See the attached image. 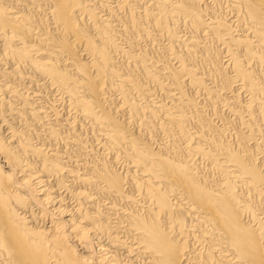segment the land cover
<instances>
[{
  "label": "bare ground",
  "instance_id": "1",
  "mask_svg": "<svg viewBox=\"0 0 264 264\" xmlns=\"http://www.w3.org/2000/svg\"><path fill=\"white\" fill-rule=\"evenodd\" d=\"M150 1H154L150 5L152 7H142V11L138 12L137 7L142 0H117L114 6L105 5V0L104 2L99 0H0V61L6 66H11L10 70L0 72V118H2L0 121L3 127L11 131L7 137H4L6 134L4 136L0 134V161H2L0 165V264H198L195 262L197 257L193 254L195 250L190 247L193 241H199V243L201 241L202 245L204 241L207 244L206 253L202 258L206 264H264V222L262 223V220L260 222L258 215L255 217L258 212L254 213V201L251 200L253 198L259 202L262 199L264 202L263 170L261 171L260 166H257L254 152L246 147L247 135H241L243 133L238 135L240 148L235 149L223 140L222 132H213L214 130L212 131V128L207 125L210 121L206 124L203 117H197V123L194 125H197L198 129L196 128L195 133H191L194 130H190L192 129L188 123L190 115H187V112L192 111L191 113L196 117L195 106L198 103H195L194 98V101L189 98V95H183L182 87L186 83L187 86L192 85L204 91L205 80L203 82L199 79L200 75L196 76L200 64L194 65L195 48L200 42L197 43L196 39H191L192 37L188 39V37L183 45L185 47L182 46L185 48L183 53H179L176 49V43L178 41L182 43L179 37L181 35H177V29L181 24L187 26L194 37H197L200 32L203 33L204 29L213 33L216 39H221V34L223 36L225 33V37L229 40L226 41L228 51L225 50L229 54L222 51L229 55L234 76L229 77L226 74L229 78L224 77L226 79L222 82L223 88L219 86L218 88L224 91H230L232 88L234 91L232 83L239 82L238 88H245L250 93L251 101L244 108H249L253 104L256 106L255 110L258 108L257 111L251 112L249 122L252 127H255L259 121H264V74H261V69L258 71L256 67L264 69V0H212L214 2L212 3L218 7L223 3L228 5L235 18L229 23L219 16L211 18V15L212 21L206 23L205 20L208 18L205 19V17L209 15V10L207 12L204 6H201L200 0ZM114 22L117 24L113 25ZM232 27L238 28L240 33L241 30L246 29V35L234 33L238 36L235 37L233 33L231 34ZM116 30L120 31L118 36L126 41L128 39V44L132 48L135 46V41L151 40L153 36L158 38L155 39L156 42L167 39L169 46L158 49L159 47L155 48L153 45L151 52L143 49L135 53L133 50L120 47V43L117 44ZM225 37L223 36L224 39ZM206 46H203L202 54L197 53V55L204 57L203 61L205 60L215 69L217 56L211 55V50ZM215 48L212 49L217 50ZM164 53L174 56L180 65L178 64L174 69L166 66L163 69L153 67L157 63L160 65L159 62H164ZM117 55L124 61L120 66L115 62ZM246 62L251 65L245 64ZM251 66H255L252 67L253 70L249 68ZM160 70L166 71L162 73ZM213 74L215 76V73ZM161 75L170 78L172 86L174 85V89L179 96L181 95L182 101L186 102H184L186 110L179 111L178 115H174V112L170 113L173 108L167 109L170 111L168 113L163 111L165 121L160 120L161 124L157 127L154 121L156 110L140 105L137 100L150 97V88L146 86L148 84H155L159 90H167L163 86L164 83H161ZM219 77L221 78L220 75ZM35 78L43 80V84L37 85L40 88L44 89L47 86L59 93V98L67 103V106L65 105L67 111L81 120L80 125L69 123L67 129L75 132L79 126L87 131L91 130L92 133L97 132L103 140V148L105 147L111 153L114 151L117 158L119 156L124 159L128 167L125 176L117 174L113 170L114 167H108L105 162L95 167H92L93 164L90 163V167L85 169L88 173L79 174L80 163L77 167H73L74 165L68 162L72 166L68 169L66 162L65 164L61 162V157L55 150L45 152L42 148L32 145V139L35 137L48 143L56 142L62 135L61 132L56 131L57 127L55 129L52 127L56 123L60 125L57 121L60 117L56 112L57 109L52 110L55 118H49L50 115L42 110V103H38L39 98L34 100L19 88V86L23 87L25 80L33 82L32 79L35 80ZM260 78L263 79L262 82ZM167 86L170 87L168 84ZM169 91L167 96L174 94ZM212 92H214L213 88ZM116 94L120 96V101L118 106L113 107L112 97ZM199 95L201 94H198V97ZM224 98L227 99L225 96ZM111 102L112 108L108 106ZM212 102L215 103L214 100ZM154 105L152 106L155 107ZM156 109L162 108L158 106ZM7 113L11 117L16 116L14 118H18V122H21L27 130L12 131L13 120L6 117ZM116 113L126 115L128 120L138 123L139 127H143L142 131L145 134H153V131L158 129V133L166 134L170 137L169 140L173 139L170 147L169 142L166 145L168 148L164 145L167 152L154 151L146 135L141 132V134L132 133L126 122L120 121ZM202 113H204L203 110ZM37 126L44 128L46 132V134L43 133L44 136L35 132L34 128H38ZM73 138L74 141L71 140V142L81 146L80 135L75 134ZM65 139L68 140L66 137ZM189 139H195L193 147L181 153V141L188 142ZM63 142L65 146V141ZM105 152L102 153L105 154ZM192 152L210 160L213 163L211 171L213 169L223 179L208 181L209 178L206 179L205 175L200 174L193 166L195 165L193 160L197 159H191ZM66 180L81 185L82 190L77 189L78 192L74 190V193L72 191L70 193L71 186L66 185L68 182ZM127 184L141 197L140 201L133 200L127 194L124 188ZM96 187H100L102 191L100 196L106 194L112 201L110 205L107 204L109 207L107 206L106 213L104 211V216L102 211L105 210L103 206L106 204L100 203L104 208L102 211L97 209L95 196L93 198L90 193H86L87 188ZM68 195L76 200L72 202V205L68 202L72 199L68 198ZM122 201L126 202L127 207L138 204L142 209L136 211L133 209L129 212L123 209L125 213L118 214L115 210L116 202ZM181 201L188 207L184 208L183 205L181 206L183 208H180ZM33 206L37 207V211L33 209ZM139 211L144 212L139 213ZM244 214L250 215L254 221L258 217L256 219L258 226L253 228L254 221L247 222ZM46 221L49 225L44 226ZM187 222L192 224L193 229H190V224L189 228H185ZM67 226L66 232H60ZM61 237H68V240L63 241ZM217 246L219 248H216ZM189 247L191 249L187 250ZM120 250L132 255L123 262L124 260L120 258L121 253L118 255ZM214 251L218 252V255H214ZM124 257H127V254Z\"/></svg>",
  "mask_w": 264,
  "mask_h": 264
},
{
  "label": "rangeland",
  "instance_id": "2",
  "mask_svg": "<svg viewBox=\"0 0 264 264\" xmlns=\"http://www.w3.org/2000/svg\"><path fill=\"white\" fill-rule=\"evenodd\" d=\"M100 2H104V0H99ZM109 1H112L111 3H109ZM116 1V2H115ZM119 1V0H118ZM202 3V5L201 6H204L203 8H205L206 10H207V12H208V10H209V12H208V14L209 15H207L206 17H205V19L206 18H208V19H206L205 20V22L206 23H209V22H211L212 20H211V18H216V17H220V18H224L225 19V21L227 22V23H229L230 21H232L233 19H235L234 18V15H233V13L232 12H230L231 10H230V8L228 7V5H226L225 3H223L221 6H216L215 4H213L214 2L211 0L210 2H209V0H200ZM151 2V3H150ZM154 1H150V0H142V5L140 4V6H138L137 7V11L139 12V10H140V12L142 11V9L144 8V7H147V8H149V7H152V6H150L152 3H153ZM171 2H174V0L172 1L171 0ZM213 2V3H212ZM105 5H111V6H114L116 3H117V0H105ZM144 3V4H143ZM225 4V5H224ZM224 5V6H223ZM207 8H206V7ZM213 6V7H212ZM143 7V8H142ZM223 7H224V10H225V13H224V10H223ZM219 10H218V9ZM212 9V10H211ZM214 9V10H213ZM227 9H229V10H227ZM218 10V11H217ZM211 11V12H210ZM212 11H214V12H212ZM223 11V12H222ZM227 11V12H226ZM229 11V12H228ZM222 12V13H221ZM216 13H217V15H216ZM230 13V14H229ZM101 14H103L102 12H101ZM212 17H211V16ZM225 15V16H224ZM224 16V17H223ZM230 16V17H229ZM211 17V18H210ZM232 19V20H231ZM209 21V22H208ZM117 23H113V25H116ZM235 25V24H234ZM185 27V28H184ZM181 28L183 29V30H181ZM232 30V32H231V34L233 33H236V35H243V34H245L246 35V29H243V30H241V33H240V30H238V28H236V27H232L231 28ZM184 30H187V31H184ZM234 30V31H233ZM237 30V31H236ZM205 31V32H204ZM204 31H203V33L202 32H200V34L197 36V37H194L193 36V34H191L192 32L190 31V30H188V28H187V26H184V25H180L179 27H178V29H177V35L179 36V35H181V36H179L180 37V39L182 40V43H180L179 41L176 43L177 44V51L179 52V53H183V51H184V49L185 48H183V47H185V46H183L184 45V43H186V41H187V38L188 39H190V37H192L191 39H193L194 38V40L196 39L197 40V43L198 42H200V43H198V46L195 48L196 49V56L195 57H197V58H195L194 57V65H199L200 64V66L198 67V69H199V71H197L196 72V76H198L199 77V75L201 76V77H199V79H201L203 82H204V80H205V82L203 83L204 85H203V87H204V91H203V89H197V88H194L192 85L191 86H187L186 85V83L185 84H183V87H182V91H183V95H189L188 97L189 98H191L193 101H194V99H195V103H198V104H196V106H198V107H196L195 106V115H196V117L192 114L193 112L192 111H189V112H187V115L189 114L190 115V117L188 118V123H189V127L190 128H192V129H190L191 131L192 130H194V131H190L191 133H195L196 131H197V125L195 126L194 124H196L197 123V117L198 118H200V117H203L204 119H205V121H206V124H207V122L208 121H210V122H208L209 124H207V125H209L211 128H212V131L213 132H222L223 134V136L222 137H224L223 138V140L225 141V142H227V143H229V144H231L232 146H234V148L235 149H238V148H240V139L238 138V135H240L241 133H243V134H241V135H243V136H246L247 135V139H246V141H245V144H246V147L248 148V149H250V150H252L254 153V159H256V161H257V166L259 165L260 166V169H261V171H262V173L264 174V158H263V156H264V137H263V135H264V121H259L258 122V124L255 126V127H252V125L249 123L250 122V117H251V112H255V111H257V109L258 108H256V110H255V105L253 104V106H251V107H249V108H244V106L245 105H249V103H250V101H251V95H250V93H248L247 92V90L244 88H241V87H239L238 88V86L240 85V83L238 82V83H232V86L234 87L233 88V90L234 91H232V88H231V90L229 91V90H227V91H224V90H222V89H219V88H223V80L224 79H226V78H229L230 77V75H231V77L232 76H234V75H232V74H234V71H233V69L231 68V66H232V64H231V61H229L230 60V58H229V55H227V54H229L227 51H228V48H227V42L229 41L225 36H226V34L225 33H223V36L225 37V39L223 38V36H222V34H221V36H220V38L221 39H216L215 37H214V35H213V33H211V32H208V30H206V29H204ZM190 32V33H189ZM117 33V34H116ZM182 33V34H181ZM204 33H206V34H204ZM210 33V34H209ZM115 36H116V39H117V44L119 45V43H120V47H122V48H124V49H129V50H133L135 53H137L138 52V50H145V51H148V52H151L152 50V46L153 45H155V46H153V47H155V48H158V49H160V48H164V47H168L169 46V41L167 40V39H161L159 42H156L155 41V39H158L157 37H155V36H153L154 38H152L151 40H142V39H139L138 40V42L137 41H135V42H137V43H135L134 42V44H135V46L132 48V47H130L129 46V44H128V39H127V41L125 40V39H123V37H121V36H118L119 34H120V31H115ZM225 34V35H224ZM183 35V36H182ZM188 35V36H187ZM235 34H234V36L235 37H238V36H236ZM187 36V37H186ZM202 36V37H201ZM206 36V37H205ZM184 38V40L182 39V38ZM212 37H214L216 40H218V41H216V40H214V38H211ZM202 39H203V41H202ZM205 39V40H204ZM223 39V40H222ZM140 40H141V42H140ZM208 41V43H207V41ZM210 40V41H209ZM211 40H213V41H211ZM220 40H222V42L220 41ZM145 41V42H144ZM150 41V42H149ZM204 41H206V43L204 42ZM215 41V42H214ZM224 41V42H223ZM227 41V42H226ZM123 42H125V43H123ZM140 42V43H139ZM154 42H156V43H154ZM210 42V43H209ZM217 42V43H216ZM167 45H166V44ZM220 43V44H219ZM222 43V44H221ZM122 44V45H121ZM126 44V45H125ZM140 44V45H139ZM143 44V46H141ZM180 44V45H179ZM204 44V45H203ZM212 44V45H211ZM160 45V46H159ZM206 45H208V46H206ZM124 46V47H123ZM136 46H138V47H136ZM140 46V47H139ZM157 46V47H156ZM183 46V47H182ZM202 46V47H201ZM206 46V47H208L210 50H211V55H213V56H217V61H216V68L214 69V68H212V67H210V65H208L207 64V62L204 60L203 61V59H204V57H202L201 55L199 56V55H197V53L199 54H202V52H203V48ZM128 47H130V48H128ZM142 47V48H141ZM144 47V48H143ZM146 47V48H145ZM180 49H179V48ZM201 47V48H200ZM216 47V48H215ZM141 48V49H140ZM212 48H215V49H217V50H214V49H212ZM221 49V50H219V49ZM227 51H226V50ZM182 50V51H181ZM198 50V51H197ZM222 50H224V51H222ZM161 51V50H160ZM181 51V52H180ZM213 51V52H212ZM220 53H219V52ZM222 53H223V55H222ZM165 54V53H164ZM217 54V55H216ZM225 55V56H224ZM165 57L163 58L164 59V62L162 63V62H159L160 63V65L157 63V64H155V65H153V67H155V68H157V69H163V67L164 66H166V67H169V68H177V66H178V60L176 61L175 60V57L174 56H169V55H167V54H165L164 55ZM219 56V57H218ZM227 56V57H226ZM169 57H171V58H169ZM225 57V58H224ZM118 59V60H117ZM173 59V60H172ZM218 59H219V61H218ZM222 59V60H221ZM117 60V61H116ZM121 60V61H120ZM123 59H122V57H120L119 55H117L116 56V58H115V62H116V64L117 65H119L120 66V64L122 65L123 63H124V61H122ZM223 60H225V61H223ZM168 61V62H167ZM171 63H170V62ZM175 61V62H174ZM204 62V63H201V62ZM223 61V62H222ZM173 62V63H172ZM228 62V63H227ZM230 62V63H229ZM177 63V64H176ZM162 64V65H161ZM222 64V65H221ZM227 64V65H226ZM245 64H247V62L245 63ZM253 64V63H252ZM151 65V64H150ZM174 65V66H173ZM180 65V64H179ZM206 65V66H205ZM220 65H221V67H220ZM226 65V67H224ZM247 65H251V64H247ZM0 72H2V70H10V68H11V66H6L5 65V63H2L1 61H0ZM162 66V67H161ZM172 66V67H171ZM202 66H204V67H202ZM229 66V67H228ZM159 67V68H158ZM252 67H255V66H251V67H249L251 70H253V68ZM259 70L258 71H260V69H261V74H264V69H262V68H259L258 66H256ZM2 68H4V69H2ZM6 68V69H5ZM197 69V70H198ZM201 69V70H200ZM209 69V70H208ZM219 69L221 70V71H219ZM249 69V70H250ZM204 70H207V71H204ZM216 70H218V71H216ZM229 70V71H228ZM160 71H162V73H164L165 71L164 70H160ZM204 72V73H201V72ZM228 73H227V72ZM207 72V74H205ZM226 72V73H225ZM211 73V74H210ZM212 73H215V76H214V74L212 75ZM221 73V74H220ZM229 76V77H227V75ZM29 75V74H28ZM27 75V76H28ZM204 75V76H203ZM217 75V76H216ZM219 75L221 76V78H223L222 80H221V78L219 77ZM226 75V76H225ZM208 76H210V77H208ZM264 76V75H263ZM161 78H160V80H161V83H164V88H166L167 90H159V88L155 85V84H148V85H146V86H149V88H150V97H148L147 99H138L137 100V102L138 103H140V105H142V106H144V107H148V109L149 108H151V109H155L156 110V115H155V118H154V121H155V124L157 125V127H159V125L161 124L159 121L161 120V122H163V121H165L164 119H165V113H168V112H170L171 114L173 113L174 115H178L179 114V111H181V110H186V108H185V101L183 100L182 101V98H181V95L179 96V93L174 89V85L172 86V81L171 80H169L170 78H167L166 76H163V75H161L160 76ZM163 77V78H162ZM166 77V78H165ZM204 77V78H203ZM216 77V78H215ZM224 77H226V78H224ZM209 78V79H208ZM38 79H40V78H35V80L34 79H32V81L33 82H31L30 80H25L24 81V83H23V87L22 86H19V88H21V90L24 92V93H28V96L29 97H31V98H33L34 100L35 99H37V98H39V100H38V103H42V107H43V111H46L47 112V114L48 115H50V117L49 118H55L53 115V111L52 110H54V111H56V109H57V111L56 112H58V117H59V120H57L58 122H60V125H59V123H56V125H54V126H52L53 127V129H55L56 127V131H58V132H61L60 134H62V135H60L61 136V138L59 139V140H57L56 142L55 141H52V142H48V143H44L40 138L38 139L37 137H35L34 139H32V145L34 144V146H36V147H39V148H42L45 152H46V150H48V151H51V149L52 150H55L56 152H58V154L60 155V157H61V162L63 161L64 162V164H65V162H66V166H67V168L69 169V168H72V166L73 167H77L79 164L78 163H80V166H78V171H79V174H87L88 173V171H86L85 169H87L88 167H90V165L91 164H93V165H91L92 167H95V166H98V164H101L102 162H105L106 164H107V166L109 167H111V168H113V170L117 173V174H119L120 176H125L126 174H127V172L126 171H128V167H127V165H126V163L124 162V159H122L121 157H119L118 156V158H119V160H118V158H117V155L114 153V151H113V153H111L110 151H108V150H106V148L104 147L103 148V140H102V138L100 137V135L99 134H97V132H94V133H92V131L91 130H89L88 129V131H87V129H85V128H83V127H80L79 128V126H77L78 127V130H76L75 132H72L70 129L68 130L67 128L69 127L68 126V124L69 123H71L72 122V124L74 125H80V123H81V120L79 119V118H77V116L76 115H74V114H72L71 112H69V111H67L68 109H67V103H64L65 101H63L61 98H59L60 96H59V93H57L56 91H54L53 89L51 90V89H49L47 86L44 88V89H42V88H40L39 86H37V85H40V84H43L44 82H43V80H38ZM211 79V80H210ZM214 79V80H213ZM261 79V78H260ZM264 79V78H263ZM263 79H261L260 81L262 82L263 81ZM37 80V81H36ZM218 80V81H217ZM221 80V81H220ZM168 81V82H167ZM214 81H216V83L214 82ZM214 82V83H213ZM33 83V84H32ZM166 83V84H165ZM171 83V84H170ZM209 85H207V84ZM211 83V84H210ZM26 84H28V85H26ZM167 84L168 85H170V87L169 86H167ZM235 84V85H234ZM239 84V85H238ZM33 85V86H32ZM151 85V86H150ZM26 86H28V88L26 87ZM207 86V87H206ZM215 86H217V87H215ZM218 86H219V88H218ZM237 86V87H236ZM34 87V88H33ZM154 87V88H153ZM158 89H156V88ZM168 87V88H167ZM27 88V89H26ZM40 88V89H39ZM188 88V89H187ZM194 88V89H193ZM207 88V89H206ZM209 88V89H208ZM212 88H213V91L214 92H212ZM217 89L219 92H220V90L223 92H217L215 89ZM237 88V89H236ZM241 88V89H240ZM30 89V90H29ZM36 89V90H35ZM46 89V90H45ZM49 89V90H48ZM186 89V90H185ZM242 92H240L239 90ZM152 90V91H151ZM154 90V91H153ZM156 90V91H155ZM170 90V91H169ZM175 90V91H174ZM211 90V91H210ZM236 90V91H235ZM243 90V91H242ZM30 91H32V92H30ZM49 91V92H48ZM159 91V92H158ZM165 91H167L166 93H165ZM168 91L170 92V93H174V94H171V96H167V93H168ZM186 91V92H185ZM194 93H193V92ZM203 93H202V92ZM41 92V93H40ZM55 92V93H54ZM200 92V93H199ZM216 92V93H215ZM227 92V93H226ZM228 92H229V94H228ZM238 94H237V93ZM33 93V94H32ZM36 93V95L34 96V94ZM39 93V94H38ZM52 93H54V94H52ZM153 93V94H152ZM159 93H162V94H159ZM176 93V94H175ZM177 93H178V95H177ZM186 93V94H185ZM208 93H210V94H208ZM45 94V95H44ZM47 94V95H46ZM58 94V95H57ZM192 94V95H191ZM198 94H201V95H199V97H198ZM218 94H220L219 96H218ZM223 94V95H222ZM231 94V95H230ZM234 94V95H233ZM243 94V95H242ZM40 95V96H39ZM173 95H175V96H173ZM176 95H177V97H176ZM211 99V101H210V99L207 97V96ZM230 95V96H229ZM241 95V96H240ZM244 95H246V97L244 96ZM38 96V97H37ZM46 98H45V97ZM48 96V97H47ZM57 96V97H56ZM116 96V97H115ZM114 97H112L113 99H112V102H113V104H112V102H111V104H108V106L109 107H111L112 108V105H113V107H115L116 105L118 106L119 105V101H120V96L119 95H115ZM164 96H165V98H164ZM173 96V97H172ZM193 96V97H192ZM204 96V97H203ZM207 97V99H206V97ZM224 96L227 98V99H225L224 98ZM229 96V97H228ZM234 96V97H233ZM238 96V97H237ZM153 97V98H152ZM161 97H163V98H161ZM168 97V98H167ZM232 99H231V98ZM249 97V98H248ZM44 98L46 99V100H44ZM57 98V99H56ZM155 98V99H154ZM172 98H174V99H172ZM179 98H180V100H179ZM194 98V99H193ZM205 98V99H204ZM213 98V99H212ZM216 100H215V99ZM224 98V99H223ZM241 98V99H240ZM148 99L150 100V99H152V100H150V101H148ZM154 99V100H153ZM168 99H170V100H168ZM222 99V100H221ZM36 100V101H37ZM48 100H49V102H48ZM54 100V101H53ZM141 100L144 102H141ZM166 100V101H165ZM175 100V101H174ZM199 100V101H198ZM203 100H205V101H203ZM212 100H214V102L215 103H213L212 102ZM218 100H220V101H218ZM225 100V101H224ZM231 102H230V101ZM237 103V104H240V105H237L234 101ZM245 100V101H244ZM248 100V101H247ZM46 101V102H45ZM59 101V102H58ZM149 103H148V102ZM152 101H154V102H152ZM158 101V102H157ZM203 101V102H202ZM225 103H224V102ZM233 101V102H232ZM60 102H63V103H60ZM116 102H117V104H116ZM147 102V103H146ZM158 104H157V103ZM163 102V103H162ZM166 102V103H165ZM173 102V103H172ZM185 102V103H184ZM200 102V103H199ZM220 103L219 105L217 104V103ZM222 102V103H221ZM229 102V103H228ZM239 102V103H238ZM48 103V104H47ZM151 103V104H150ZM178 103V104H177ZM182 103V104H181ZM208 105H207V104ZM46 104V105H45ZM54 105V106H52V105ZM145 104V105H144ZM153 104H155L154 106L155 107H153L152 105ZM156 104H157V106H156ZM162 104H164V105H162ZM176 104V105H175ZM215 104V105H214ZM233 104V105H232ZM56 105V106H55ZM66 105V106H65ZM150 105V106H149ZM167 105V106H166ZM182 105V106H181ZM206 105V106H205ZM214 107H213V106ZM223 106V107H220V106ZM228 105V106H227ZM52 106V107H51ZM64 107V108H62V107ZM158 106H160V108H162V109H156V107H158ZM174 106V107H173ZM177 106L180 108H177ZM203 106V107H202ZM231 108H230V107ZM233 106V107H232ZM234 106H235V109H233L234 108ZM45 107V108H44ZM48 107V108H47ZM49 107H51V108H49ZM57 107V108H56ZM182 107V108H181ZM203 108V109H201V108ZM208 107V108H207ZM216 107V108H215ZM226 107V109H224ZM253 107H254V109H253ZM166 108V109H165ZM170 108H173V109H171L170 110ZM199 108V109H198ZM215 108V109H214ZM231 110H230V109ZM62 109V110H61ZM164 109V110H163ZM167 109H169L168 111H167ZM176 109H179V110H176ZM215 111H214V110ZM246 109H248L249 111H247ZM65 110V111H64ZM157 110H159V112L157 111ZM173 110V111H172ZM184 110V111H185ZM200 110V111H199ZM202 110H203V112L204 113H202ZM219 110H220V112H219ZM225 110V111H224ZM227 110V111H226ZM233 110V111H232ZM242 112H241V111ZM253 110V111H252ZM51 111V112H50ZM59 111H61V112H59ZM161 111V112H160ZM165 113H164V112ZM177 111V112H176ZM208 111V112H207ZM247 111V112H246ZM64 112V113H63ZM69 112V113H68ZM176 112V113H175ZM192 112V113H191ZM214 112V113H213ZM217 112V113H216ZM232 112V114H230V113ZM244 112V113H243ZM61 113V115H59ZM63 113V114H62ZM66 113V114H65ZM191 113V114H190ZM222 113H224L223 115H222ZM202 114V115H201ZM207 114V115H206ZM219 114V115H218ZM236 114V115H235ZM238 114H240V115H238ZM70 115V116H69ZM119 119H120V121H122V122H124L125 124H127V126H128V128H129V130L132 132V133H134V134H137V133H143V134H145L142 130H143V127H139L140 125L138 124V123H134L133 122V120H128L129 118H127L126 117V115L124 116V115H122V114H118V113H116L115 114ZM119 115V116H118ZM161 115V116H160ZM206 115V116H205ZM231 115V116H230ZM53 116V117H52ZM65 116V117H64ZM164 116V117H163ZM193 117V119H192V117ZM212 116H213V118H212ZM234 116V117H233ZM237 116V117H236ZM6 117L9 119V120H13L12 121V128H14V129H11L12 131L13 130H16V131H26L27 130V128L21 123V122H18L19 120H18V118L16 119V118H14V117H16V116H13V117H11V116H9V114L7 113L6 114ZM11 117V118H10ZM63 117V118H62ZM77 119H76V118ZM124 117V118H123ZM162 117V118H161ZM207 117V118H206ZM217 117H218V119H217ZM225 119H224V118ZM244 119H243V118ZM13 118V119H12ZM65 118V119H64ZM72 118V119H71ZM160 118V119H159ZM164 118V119H163ZM222 118V119H221ZM229 118V119H228ZM234 118V119H233ZM14 119H15V121H14ZM69 119V120H68ZM122 119V120H121ZM209 119V120H208ZM227 119V120H226ZM239 119H241V120H239ZM0 120L2 121V118H0ZM66 120V121H65ZM71 120V121H70ZM78 120H79V122H78ZM129 122H128V121ZM193 120V121H192ZM219 120V121H218ZM221 120V121H220ZM233 122H232V121ZM244 120V121H243ZM249 120V121H248ZM0 121V126H2V122ZM74 121H76V122H74ZM157 121V122H156ZM232 123H231V122ZM236 121H238L237 123H236ZM13 122H14V124H13ZM63 122V123H62ZM68 122V123H67ZM74 122V123H73ZM247 122H248V124H247ZM65 123H67L66 125H65ZM131 123H132V125H131ZM216 123V124H215ZM220 123V124H219ZM231 123V124H230ZM244 123V124H243ZM263 123V124H262ZM63 124V126H61ZM134 124V125H133ZM159 124V125H158ZM225 124V125H224ZM228 124V125H227ZM233 124V125H232ZM15 125V126H14ZM18 125V126H17ZM24 127H23V126ZM250 125V126H249ZM262 125V126H261ZM14 126V127H13ZM17 126V127H16ZM21 126V127H20ZM59 126H60V129H59ZM137 126V127H136ZM215 126V127H214ZM225 126H227V127H225ZM243 126V127H242ZM38 128H34V130H35V132L37 133V134H40L41 133V135L42 136H44V134L43 133H45L46 134V132H45V130H44V128H41V126H37ZM65 127V129H63V128ZM136 127V128H135ZM219 127V128H218ZM235 127V128H234ZM239 127V128H238ZM251 127V128H250ZM197 128V129H196ZM222 128V129H221ZM224 128V129H223ZM230 128V129H229ZM233 128V129H232ZM243 128V129H242ZM253 128V129H252ZM260 128V129H259ZM22 129V130H21ZM36 129H38V130H36ZM59 129V130H58ZM137 129V130H136ZM139 129V130H138ZM241 129V130H240ZM81 130V131H80ZM225 130V131H224ZM229 130V131H228ZM235 130V131H234ZM237 130V131H236ZM251 130H252V132H251ZM253 130H254V132H253ZM260 130V131H259ZM7 131V132H6ZM41 131V132H40ZM63 131H65V132H63ZM242 131V132H241ZM250 131V132H249ZM0 134H1V136H4V134H6L4 137H7L10 133L9 132H11V131H9L7 128H5V127H0ZM3 132V133H2ZM6 132V133H5ZM71 132V133H70ZM79 132H82V133H79ZM85 132H87V133H85ZM136 132V133H135ZM215 132V133H216ZM227 132V133H226ZM238 134H237V133ZM258 132V133H257ZM66 133V134H65ZM68 133V134H67ZM140 133V134H141ZM155 133V134H154ZM159 135H157V134ZM225 133V134H224ZM251 133V134H250ZM263 133V134H262ZM3 134V135H2ZM75 134H79L80 135V138H81V142H80V144H81V146L78 144V146L76 145V143H72L71 142V140L72 141H74V138H73V136L75 135ZM82 134V135H81ZM95 135V137H94V135ZM154 134V135H153ZM153 134L152 133H150V134H145L146 135V138L149 140V142H150V145H151V147H152V149H154V151H158V152H161V153H165V152H167V149L165 148V147H167L168 148V146L170 147L171 146V144L170 143H172L173 141V139H171V140H169L170 139V137L169 136H167L166 134H163L162 135V133H158V129L157 130H154L153 131ZM232 136H231V135ZM253 134V135H252ZM257 134V135H256ZM259 134H261V135H259ZM64 135H66V136H64ZM68 135V136H67ZM70 135V136H69ZM88 135V136H87ZM89 135H90V137H89ZM158 137H157V136ZM249 135H250V137H249ZM152 138H151V137ZM196 136V135H195ZM65 137L68 139V140H66L65 139ZM69 137V138H68ZM164 137H165V139H164ZM230 137V138H229ZM231 137H234V138H232L231 139ZM258 139H257V138ZM63 138H64V140H63ZM92 138V139H91ZM150 138V139H149ZM159 138H161L162 140H160ZM167 138V139H166ZM228 138V139H227ZM256 138V139H255ZM263 138V139H262ZM70 139V140H69ZM85 139H86V141H85ZM94 139V140H93ZM99 139V140H98ZM159 141H158V140ZM231 139V140H230ZM250 139V140H249ZM260 139V140H259ZM35 142H34V141ZM97 140V141H96ZM156 140V141H155ZM191 139H189V141L187 142V141H181V148H182V150H181V153H183L185 150H187V148H192L193 147V145H194V142H195V139L194 140H191ZM230 142H229V141ZM235 140V141H234ZM249 140V141H248ZM40 143H39V142ZM63 141H65V146H64V142ZM68 141V142H67ZM162 141H164V143L162 142ZM171 141V142H170ZM251 141V142H250ZM257 141V142H256ZM55 142V143H54ZM84 142H85V144H84ZM90 142V143H89ZM98 142V143H97ZM152 142H154V143H152ZM158 142H160V144L158 143ZM168 142H169V144H168ZM191 142V143H190ZM249 142V143H248ZM46 145H44V144ZM54 143V144H53ZM86 143L88 144V145H86ZM96 143H97V145H96ZM162 143V144H161ZM184 143V144H183ZM235 143V144H234ZM248 143V144H247ZM253 143H255V145H253ZM37 144V145H36ZM49 144V145H48ZM63 146H62V145ZM67 144H70V145H67ZM93 144H95V145H92ZM101 144V145H100ZM168 144V146H166ZM185 144H190V145H185ZM250 144V145H249ZM261 144V145H260ZM54 145V146H53ZM85 145H86V147H85ZM161 145H162V147H161ZM164 145H165V147H164ZM182 145H183V147H182ZM236 145H237V147H236ZM239 145V146H238ZM256 145H258V146H256ZM43 146V147H42ZM57 146H58V148H57ZM77 146V147H76ZM83 146V147H82ZM99 146V147H98ZM187 146V147H186ZM263 146V147H262ZM47 147H50V149H47ZM53 147V148H52ZM71 147H73V148H71ZM87 147H88V149H87ZM153 147H155V148H153ZM159 147V148H158ZM165 149H164V148ZM184 147H186V148H184ZM261 147V148H260ZM44 148H46V149H44ZM60 148V149H59ZM62 148V149H61ZM77 150H76V149ZM83 148V149H82ZM91 148V149H90ZM103 148V149H102ZM254 148V149H253ZM258 148V149H257ZM58 151H57V150ZM82 149V151H80ZM84 149L86 150H88V152H87V150L86 151H84ZM64 150V151H63ZM67 150V151H66ZM71 150V151H70ZM79 150V151H78ZM96 150V151H95ZM160 150V151H159ZM184 150V151H183ZM260 150H261V152H260ZM70 151V152H69ZM95 151V152H94ZM105 151H107V152H105ZM66 152V153H65ZM74 152V153H73ZM77 154H76V153ZM80 154H79V153ZM92 152V153H91ZM94 152V153H93ZM102 152H105V154L104 153H102ZM110 152V153H109ZM71 153H73V154H71ZM85 153V154H84ZM107 154H108V157H107ZM110 154V155H109ZM113 154V155H112ZM191 154H193V155H191L192 157H191V159L193 160V159H197L196 161L195 160H193V164H195V165H193V166H195L197 169H198V171H199V173L200 174H203V175H205L204 177L206 178V179H208V181H210V180H218V179H223V177H221L217 172H214L213 171V169H212V171H211V168H213V163L210 161V160H207V159H205V158H203L202 156L200 157V155H198L197 153H195V152H192ZM64 155V156H63ZM67 155H70V157L68 156L67 157ZM73 155V156H72ZM75 155V156H74ZM79 155H80V157H79ZM81 155H83V156H81ZM85 155V156H84ZM97 155V156H96ZM196 157H195V156ZM65 156L67 157V158H65ZM72 156V157H71ZM90 156V157H89ZM99 156H101V157H99ZM104 156H106V157H104ZM116 156V157H115ZM198 156V157H197ZM258 156V157H257ZM260 156V157H259ZM65 159H64V158ZM79 157V158H78ZM102 157H104V158H102ZM257 157V158H256ZM82 158V159H81ZM85 158V159H84ZM88 158V159H87ZM109 159V160H107V159ZM112 158H114V159H112ZM116 158V159H115ZM201 158H203V159H201ZM263 158V159H262ZM71 160V162H70V160ZM73 159V160H72ZM79 159V160H78ZM93 159V160H92ZM95 159V160H94ZM97 159H99V160H97ZM101 159V160H100ZM103 159H105V160H103ZM260 159V160H259ZM64 160H68V161H64ZM78 162H77V161ZM83 160V161H82ZM113 161V162H111V161ZM263 160V161H262ZM89 161H91V162H89ZM109 161V162H108ZM197 161H198V163H197ZM207 161V162H206ZM71 163V165L69 164V163ZM75 164H74V163ZM117 162V163H116ZM119 162V163H118ZM210 162H211V164H210ZM262 162V163H261ZM91 163V164H90ZM97 163V164H96ZM197 163V164H196ZM202 163V164H201ZM205 163V164H204ZM81 164H83V166L81 165ZM116 166H115V165ZM122 165L121 167H120V165ZM0 165H2V161H0ZM87 165V166H86ZM117 166H118V168H117ZM79 167H81V168H79ZM84 167V168H83ZM91 167V168H92ZM126 167H127V169H126ZM204 167H207V168H204ZM210 169H209V168ZM261 167H263V168H261ZM90 168V169H91ZM120 168V169H119ZM199 168H201V169H199ZM206 169V170H205ZM83 170H85V171H83ZM117 170V171H116ZM125 170V171H124ZM209 170V171H208ZM77 171V172H78ZM91 171V170H90ZM122 171V172H121ZM206 171H208V172H206ZM80 172H82V173H80ZM121 172V173H120ZM124 172V173H123ZM126 172V173H125ZM203 172V173H202ZM206 172V173H205ZM91 173V172H90ZM205 173V174H204ZM207 174V175H206ZM202 175V176H203ZM215 176V177H214ZM220 177V178H219ZM210 178H212V179H210ZM68 181V182H67ZM66 185L69 187V186H71V187H69V191H70V193H71V191L74 193V190L75 191H77V189L79 190V191H81L82 189L80 188V186L81 185H77V183L76 182H73L72 181V183H71V180H66ZM71 183V184H70ZM73 183H74V185H73ZM73 185V186H72ZM129 185L127 184L126 185V187L124 186V188L126 189V191H127V194L133 199V200H137V201H140V199H141V197H139V195L137 194V192L134 190V189H132L131 187H128ZM76 187H78V188H76ZM100 187H102V185L100 186ZM100 187H96V188H94V189H89V188H87V191H86V193H90L91 195H92V197L94 198V196H95V198H96V200H95V202L97 203V204H95V206H97L98 205V207H97V209H99V210H103L104 208H105V210H103L102 212H103V216H104V211H105V213H106V211H107V206L108 205H110L111 204V200H109V196H107L106 194L105 195H103V194H101V196H100V193H102V191H101V189H100ZM73 188V189H72ZM80 188V189H79ZM99 188V189H98ZM130 189V190H129ZM94 190H95V192H94ZM131 190H133V191H131ZM129 191V192H128ZM78 192V191H77ZM94 192V193H93ZM130 193V194H129ZM134 193V194H133ZM136 194V195H135ZM98 195V197H96ZM99 196H100V200L98 199L99 198ZM103 196V197H102ZM102 197V198H101ZM139 197V198H138ZM245 197H247V196H245ZM252 197V196H251ZM68 198H72L71 199V201L69 200H67L71 205H72V202L73 201H76L75 200V198H73L72 196H70V195H68ZM105 198V199H104ZM107 198H108V200H107ZM248 198H250V195L248 194ZM98 199V200H97ZM103 200V201H102ZM109 201V202H107V201ZM178 199H176V201H177ZM251 200H252V202L254 203L253 204V207H254V213H256V212H258L257 214H255V217L258 215V219L260 220V222H261V220H262V223L264 222V202L262 201V199L259 201V202H256L253 198H251ZM99 201V202H98ZM111 201V202H110ZM174 201V200H173ZM105 202V203H104ZM107 202V203H106ZM106 204V205H101V204ZM110 203V204H109ZM121 203V204H120ZM183 201H181V205H180V208H187L188 206L185 204V203H183ZM256 203V204H255ZM263 203V204H262ZM108 204V205H107ZM119 204V205H118ZM124 204V205H123ZM262 204V205H261ZM141 205V204H140ZM184 205V206H183ZM256 205V206H255ZM99 206H100V208H99ZM101 206H103V207H101ZM116 206L117 207H115V208H117L119 211H121V212H119L117 209H115L116 210V212L119 214H122V213H125V212H129V210H140V209H142L141 207H139L138 206V204L137 205H133V206H126V202H124V201H122V202H116ZM141 206H144L143 204L141 205ZM181 206H183V207H181ZM186 206V207H185ZM32 207V206H31ZM109 207V206H108ZM121 208V209H119V208ZM124 207V208H123ZM133 207V208H132ZM135 207H137V209L135 208ZM255 207H258V208H255ZM35 208V209H34ZM102 208V209H101ZM126 208V209H125ZM263 208V209H262ZM33 209L35 210V211H37L36 209H37V207H35V206H33ZM96 209V210H97ZM123 209H124V211H123ZM259 209V210H258ZM262 209V210H261ZM257 210V211H256ZM260 211V212H259ZM143 213L142 211H139V213ZM97 213H98V211H97ZM247 216V217H246ZM247 218V219H246ZM256 218V219H257ZM261 218V219H260ZM244 219L247 221V222H249V221H254V220H252V217L250 216V215H246V214H244ZM255 219V221L253 222L254 224H252L253 225V228H255V227H257L258 226V222H257V220ZM46 224V225H45ZM45 224H44V226H47V225H49V223L46 221L45 222ZM189 224L191 225L190 227V229H193L192 227V224L191 223H188L187 222V224H186V226H185V228H189ZM257 225V226H256ZM64 229V230H63ZM68 229V226L67 227H65V228H62V230L60 231V232H66V230ZM56 232V231H55ZM58 232V231H57ZM264 232V231H263ZM66 237V236H65ZM62 238V240L64 241V239H67L68 240V237L67 238H63V237H61ZM189 238H191V237H189ZM66 240V241H67ZM129 240V239H128ZM128 240H126L127 242H129ZM195 244H197V245H195ZM203 244L205 245V247H204V245H202V243H201V241H200V243H199V241L197 242V241H193V243L190 245V247L192 248L193 247V249L195 250H193L194 251V253L193 254H195L196 255V257H197V259L195 260V262H197L198 264H206L205 263V261L202 259L203 258V255H204V253H206V248H207V244L203 241ZM202 245V246H201ZM197 248H195V247ZM188 248L187 250H189V249H191V248ZM216 248H219L218 246L216 247ZM199 250V252H197ZM122 251V252H121ZM202 251V252H201ZM121 253V254H120ZM200 254V256H198L199 254ZM120 254V258L122 259V260H124L123 262H125L126 260H128L129 259V257H130V255H132V254H130L129 255V253H127V252H124L123 250H120L119 252H118V255ZM125 254V255H124ZM126 254H127V257H124V256H126ZM124 255V256H123ZM214 255H218V252H216V251H214ZM123 257H124V259H123ZM220 258V257H219ZM126 259V260H125ZM199 259H201V260H199ZM204 261V262H203ZM203 262V263H202Z\"/></svg>",
  "mask_w": 264,
  "mask_h": 264
}]
</instances>
